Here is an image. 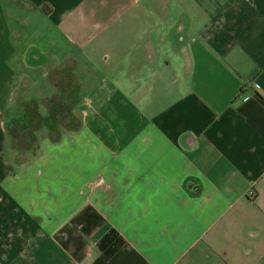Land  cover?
I'll use <instances>...</instances> for the list:
<instances>
[{"label":"crops","instance_id":"crops-1","mask_svg":"<svg viewBox=\"0 0 264 264\" xmlns=\"http://www.w3.org/2000/svg\"><path fill=\"white\" fill-rule=\"evenodd\" d=\"M47 60L78 122L3 183L12 219L25 164L52 188L20 264H264V0H0L2 117L54 93Z\"/></svg>","mask_w":264,"mask_h":264},{"label":"rangeland","instance_id":"rangeland-1","mask_svg":"<svg viewBox=\"0 0 264 264\" xmlns=\"http://www.w3.org/2000/svg\"><path fill=\"white\" fill-rule=\"evenodd\" d=\"M98 28L100 27L96 26L94 30L96 31ZM47 63L50 66L49 80L53 83L56 90L45 99L36 101V105H40V114L43 118H46L49 110H51L52 116L48 117L46 121L48 126L43 124L38 127V122L34 120L30 123L28 129H25V107L32 106L33 102H27L26 104L28 105L25 106V100L19 101L15 107L7 110L8 112L11 109L14 110V114L10 117L7 116L5 118L0 114V120H3L5 130V140L0 148V264H20L23 256L28 258L31 255L34 248L33 238L37 236H34V234L30 235L29 230L38 228L44 223L52 221V219L28 218L26 211L33 210V205L42 200V194L48 197L53 195L51 192L52 188L42 189L39 186L36 169L33 170L32 166L27 167L25 164V172L28 169L32 170L35 181L30 184L28 190L25 188V201H29L25 203V218L12 219L8 217V212L19 211L20 205L15 203L14 207L16 206V208H12L13 204L10 201L12 198L6 194L3 183L6 180L15 179L14 175L18 166L23 161L27 162L32 157H35L42 138L53 141L78 122V115L73 107L80 94L71 65L67 60H62L57 66H53L52 60H47ZM44 105H46V108H44ZM28 132H31L35 138L30 146H28V143H30L31 140L29 139L31 137H28ZM39 206L41 207V205ZM48 209L51 208L45 206V210ZM23 229H25V234H23Z\"/></svg>","mask_w":264,"mask_h":264},{"label":"trees","instance_id":"trees-1","mask_svg":"<svg viewBox=\"0 0 264 264\" xmlns=\"http://www.w3.org/2000/svg\"><path fill=\"white\" fill-rule=\"evenodd\" d=\"M32 103L33 102V105L32 106H30V107H25V129L27 130L28 129V127L30 126V123L32 122V121H36V122H38V127H40L41 125H47V120H48V117H51L52 115H51V110H49V113H48V116H46V118H43V116L40 114V112H39V110H38V105H36L37 103H36V100H33V99H31V100H28V101H25V106H27L28 104H26V103ZM50 108V107H49ZM44 119H46V120H44ZM48 126V125H47ZM25 130V131H26ZM29 131V130H28ZM33 134L31 133V132H28V137L30 138L29 140H31L30 141V143H28V146H30L31 144H32V142H33V140L35 139L34 138V136H32Z\"/></svg>","mask_w":264,"mask_h":264},{"label":"built area","instance_id":"built-area-1","mask_svg":"<svg viewBox=\"0 0 264 264\" xmlns=\"http://www.w3.org/2000/svg\"><path fill=\"white\" fill-rule=\"evenodd\" d=\"M96 183H102V182H104V179H103V177H98L96 180ZM254 195V191H253V189L252 188H249L248 190H247V196H250V197H252Z\"/></svg>","mask_w":264,"mask_h":264}]
</instances>
